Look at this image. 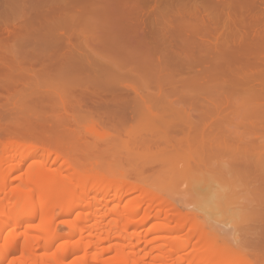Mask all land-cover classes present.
I'll list each match as a JSON object with an SVG mask.
<instances>
[{
    "label": "bare ground",
    "instance_id": "6f19581e",
    "mask_svg": "<svg viewBox=\"0 0 264 264\" xmlns=\"http://www.w3.org/2000/svg\"><path fill=\"white\" fill-rule=\"evenodd\" d=\"M29 1L32 0H28V3ZM153 1L159 5L158 0ZM214 1L222 3V7L208 5L193 15L180 11L174 16V20L176 23L178 19L181 23H196V27L194 28V25L192 29L196 33L209 32L222 15L234 10L241 17L242 31L246 28L248 33L247 36L243 34L246 37H237L231 44L233 46L222 43L220 38L219 41L218 38L214 40L212 37L202 41L184 38L179 44L170 39L172 43L167 40L169 44L166 41L165 44L158 40L160 35L157 32L151 33L146 29L153 22L152 18L156 13L154 8L150 10L152 17L149 21L147 11L142 15L143 12L134 13L127 8L118 12L119 16L111 20V28L108 31L111 30L113 37L107 39L109 46L104 47L113 51L122 50L128 54L119 61H109L105 65L109 74L122 76L123 82L112 84L103 78L98 81L97 78L93 84L95 78L86 77L87 82L91 81L86 83L84 78L76 80L77 77L67 80L66 84H59L60 70L67 62L65 49L67 51L69 43L67 39L54 42L56 39L49 38L54 31V8L37 11L34 5L24 4L26 0L22 3L18 0V4L13 1L16 3L13 7L10 0L11 9L6 12L1 6L0 12L4 13L0 16V70L7 72L6 75L3 73L5 77L2 75L1 78L0 75V82L3 84L2 80L5 81V86H10L12 82L14 84V81L27 86L29 82L28 87L33 88V82L36 84L40 78L49 76L52 81H47V85L54 84L55 87L52 96L49 95L57 105L54 110L57 111L62 100L68 99L70 95L73 100L66 111L79 119L80 113L83 117L87 109L90 111L87 108V98L93 99L91 101L96 103L97 107H93L96 110L98 105L103 109L110 108V105L105 106L106 100H113L108 104L113 103L115 106L116 103L121 109L124 105L129 106L130 110L127 108L126 111H131V115L125 112L124 115L120 114V118L118 116V120L129 121V118L137 113L138 125L134 123L133 133L131 129L128 130L129 138L135 136L132 141L136 151L137 148H144L146 151L156 146L163 154H173L180 153L181 149V154L186 155V160L191 158L192 163L195 161L193 164L197 165V169H227L230 174L227 178L231 181L229 186L246 189L247 196L242 199L249 202L248 210L260 209L264 218V18L259 12L262 7L259 3H264V0ZM128 14L131 16L128 17ZM238 23L235 18H231L230 24ZM132 27L135 29H132L133 32ZM190 30L184 28V31ZM212 30L213 28L210 33ZM116 34L118 36L115 38ZM59 44L62 46L58 47ZM38 45L45 47L41 51L42 48ZM198 45L201 47L196 50ZM68 48L70 50V46ZM81 48L79 50L84 53L85 49ZM77 52L80 55L78 50ZM88 52L92 54L91 51ZM90 62L92 63V60ZM133 62L136 65L131 69L117 68L118 64L128 65ZM75 65H70L69 69L75 68ZM92 65L91 70H94L97 65ZM57 69H60L59 73ZM70 71L73 73L74 69ZM66 72L68 76V70ZM102 72L106 73L103 70ZM26 74L29 75L25 79ZM93 75H96L95 72ZM17 76H21L20 82ZM9 78L8 82L11 83L8 85L6 79ZM40 83L37 81L36 85ZM144 89L146 92L143 93ZM108 90L118 91L111 93L112 96L115 95V100L105 98L104 94ZM31 92L38 91L33 88ZM78 92L80 95L77 97ZM39 93H35V96L39 97ZM66 94L68 96L64 98L63 95ZM239 101L251 102L253 105L244 108ZM90 104L93 106L92 102ZM59 111L57 112L60 113ZM99 112L101 109L97 113ZM119 113L113 112L112 116L111 111L109 116L106 114L108 119L102 121L110 122L109 118H114V115ZM65 114L63 112V116ZM71 114L66 115L71 118ZM140 114L143 115V121L140 120ZM92 115L95 116L96 112ZM67 117L65 116V121L69 119ZM99 117L97 118L100 119ZM242 117L244 121H241ZM97 118L92 121L95 126L101 123ZM144 128L153 132V135L145 136L148 131L145 132ZM142 130L145 132L144 136L140 134V131L143 133ZM110 131L97 130V134L101 139H105L113 135L114 130ZM121 131L122 126L118 127L116 124L113 136ZM19 133L12 134L9 139L10 149L15 154L21 151L20 161L14 168L22 165L23 161L32 155L53 156L55 161L61 159L63 165L61 164L59 169H53L49 160H36L17 178V185L7 188L3 162H0V264H253L252 259L247 257L242 249L233 248L226 242L219 244L216 238L211 237L210 229L196 220H191V224L183 215L184 212L174 209L169 197L166 198L163 192V195L158 193L160 187L155 192L150 186L127 180L123 173H118L121 175L117 177L113 170L103 163L97 166L96 162V165L83 169L82 165H74L76 162L71 163L66 157L41 145H35V137L29 142L32 146H25L28 133L26 136L22 132ZM70 133L66 134L67 137L62 136L59 141L64 137L73 140L77 136V140L80 135L79 139L81 138L80 133L74 134V138ZM57 134L59 137V133ZM129 138L126 141H130ZM122 139L124 141L123 137ZM72 140L69 144L79 143L78 140ZM120 141L122 140L119 139ZM163 142H166L164 147ZM105 144H108V141ZM15 154L8 155L7 158ZM65 168L72 170L69 177L63 176ZM227 181L225 185L229 184ZM62 200L68 202L61 214V222L68 227L67 234L64 235L57 225V212L55 213L56 206ZM186 227L189 231L188 237L179 243L178 234ZM64 237L66 240L59 243ZM3 242L7 244L1 247ZM73 255L76 256L70 262L69 259Z\"/></svg>",
    "mask_w": 264,
    "mask_h": 264
},
{
    "label": "rangeland",
    "instance_id": "374dc122",
    "mask_svg": "<svg viewBox=\"0 0 264 264\" xmlns=\"http://www.w3.org/2000/svg\"><path fill=\"white\" fill-rule=\"evenodd\" d=\"M3 1L0 0V12L2 8L1 6H3L2 9L6 10L7 12L8 10L11 9L10 6H12V4L10 3V0L8 1L3 0ZM13 1L18 4L17 2L18 0H12L13 7H15L16 3H14ZM20 1L21 3L22 1L25 2V0H19V2ZM26 1L27 2H25L24 4L27 3L28 5L30 4L34 5V7H37L36 8L37 11H45L50 9V7H53L54 9L52 10L54 16H52L53 18L52 24L54 31L52 33L53 35L51 34L52 37L50 35L49 38H51V40L56 39L54 42L67 39L69 43L70 50L68 48L69 47L68 45H67L68 46L67 51L65 49L66 57H67L66 61L67 62L70 61L72 57L71 61L72 62L76 61V62L72 63L70 61L68 62V66H67V62L65 61L66 62L65 67L61 70L57 69L58 73L59 70L61 72L60 74L61 78H58L59 81L57 79L59 84L60 82L62 83L65 82L66 84L67 80L70 81L72 79H76L77 77L78 79L76 80H83L84 78V80H86L84 82L86 83L91 82L90 80H88L87 82V78L90 79L95 78L94 82L92 81L93 84L95 83L97 78L98 81L103 78L106 80V82H110L112 84H114V82L118 84L123 82V78L121 81L122 76H115L109 74L107 72L105 65L106 63L108 64L109 61H111V63L112 61H119V59L123 58L125 55L128 54L125 51L122 52V50L115 49V51H113V50H108L104 47L109 46L107 45L108 43L106 42L107 39L109 37L110 38L113 37V34L111 36L110 33L111 30L108 31L109 28H111V24H110L111 20L114 19L116 16H119L118 12H121L127 8H130L131 11L134 13H137L138 11H140V13L143 12L142 15L147 11L146 14L148 17L147 20L148 19L150 20V18L152 17L151 11L154 8L156 13L153 15L152 18L153 22L146 29L148 30V32L151 31V33L152 31L154 33L157 32V34L160 35L158 40L159 41L161 40L160 42L163 41L164 43L165 41L167 43L168 40L170 43L173 42L179 44V41L180 43H182L183 42L182 40L184 38H185L184 40H186V38L187 40L193 38L202 41V39L209 40L211 39L210 37H212L214 40L216 38H218L217 40H219L220 38V40H222V43L225 42V44L231 45L237 39V37L239 36L246 37L248 33V29L246 28L244 29V31H242L243 26L242 23H240L241 17L239 16V14L237 15V12L234 10H232V12H227L224 15H222L214 23V26L212 27L213 30L211 31V33H210V29L212 28L209 29V32L198 31L196 33V31L194 32L192 30L196 27V23L194 24L195 25L194 26L193 23L192 24L181 23V21L178 19L177 21L181 23L178 24V22L176 23V20H174V16L177 15L178 12L180 11H186L189 15H193L196 13V11H199V9L201 8L207 7L208 5L211 6L214 5V7L217 8L222 7L221 6L222 3L219 4L214 0L213 1L212 0H162V2L158 0L159 1L158 6L156 2H154L153 0H37V2L39 1L38 3L34 2V0H32L31 2L29 1L30 3H28V0ZM259 4L262 6V7L260 6L261 8L259 12L262 13L261 17L264 18V3H259ZM156 6H157V10L155 9ZM2 14L4 15V13L2 12L0 16ZM130 16L131 15L128 14V17ZM231 18H235L236 21L239 22L238 25L230 24ZM144 19H146V17H144ZM132 21H133V16H132ZM157 21L159 24H157ZM183 24H185L184 27ZM187 24L189 26H187ZM179 25L182 26L179 27ZM55 27L57 28L56 30ZM186 27L188 29H191L190 32L192 34H190V32L184 31V28ZM132 29L134 28L133 27L131 28V32H133ZM243 34H245L246 36H244ZM117 36L118 35L116 34L115 38ZM170 39L172 40V42L170 41ZM176 39H178V41ZM117 40L119 39L117 38ZM169 42L167 44H169ZM60 45L61 44H59L58 47L62 46ZM42 46L38 45L40 49L42 48L41 51L44 49L45 45ZM198 46H196L195 49L196 48L200 49L201 46L199 47ZM80 47L85 49L83 50L85 51L84 53L79 50ZM77 50L80 52V55H78ZM88 51H91L92 54H89L90 52ZM87 56L89 59L88 62H87ZM83 57L85 58V60ZM92 57L95 60L94 62ZM91 60L93 64L96 63L97 69L94 67V70H91L93 67L92 63L90 62ZM103 63L104 65H102ZM70 65L73 66L75 65L77 69L76 67L75 68L70 67L69 69ZM134 65H136V63L134 62L129 63L128 65L118 64L117 68L120 70H126L128 68L129 69L133 68ZM84 67L87 69V71ZM72 69H74L73 73L70 71ZM84 69L87 74L85 73ZM67 70L68 72L70 71L68 76L66 72ZM99 70H101V72ZM102 70L105 71L106 73L102 72ZM0 71L2 72V74H0L2 78V75L3 76L4 74L6 75L7 72L6 70L4 71L2 69ZM79 71L82 72L79 73ZM94 72L96 75H93ZM19 73L16 74L19 75ZM22 75L24 76L23 73ZM27 75L29 74L25 75V79L27 78ZM109 75L111 76V78ZM4 77L3 79H5ZM19 77L21 78V76ZM19 77L17 76L18 81L20 82ZM45 77L47 78V80L44 81L43 79L46 78H40L41 80L36 79L38 81V84L40 82L41 83L43 82L42 85L41 83L40 85H36L37 81L36 84L33 82L34 90L38 91L33 93L31 92L33 91L32 86L31 88H29L30 86L28 87V85H30L29 82L27 83V86H25L26 84L24 85L21 82L17 84L15 81H14L15 84L14 85L13 82L12 83L11 81L8 82L10 78L6 79L8 85L9 83H11L10 86H5L6 83H4L5 81L3 80H2L3 84H1L0 82V162H3L2 167L5 173L7 188H11L17 185V178L21 176L26 171L27 167H29V165L34 163V161L36 160H49L53 164L52 165L53 169H59L60 165L63 163L61 162L62 161L61 159L60 160L56 159L55 161V157L53 156L44 157L41 155H32L30 157H27L23 161L22 165L14 168L15 164L20 161L21 151H18V153L15 154V152H13L10 149L9 147L10 136L15 133L20 134L19 132H22V134L26 136L28 133V135L26 136L27 143L25 145L27 147L32 146L29 144V142H32V139L35 137V139L33 140L35 145H41L45 149L52 150L53 153L55 152L56 154L66 157L67 159H69V161H71V163L76 162V164L74 165H78V164L80 166L82 165L84 167L83 169H85L86 166L88 168L94 166V164L96 165V162H97V166H99L100 163L101 165L103 163L104 166L105 164H107L109 169H112L113 170L112 172H114L115 176L117 177H120L121 175L118 173H123L125 177H127V180L137 181L140 184L147 185L148 187L150 186L149 188L151 190H153L154 188L153 191L155 192L160 187L161 189L158 190V193L162 194L163 192V194H165V197L166 196L169 197V200L171 201L172 206L174 207L175 210L177 208L179 209V211L181 210L180 212H184L183 215H185V217H187L189 221L196 220L199 223H201L202 226L209 228L211 237L216 238L219 241V244H221L222 242L223 243L226 242V244L228 243V245L233 248L236 247L240 248L244 251L247 257L252 259L253 264H264V221L262 220L264 219L263 215H261L260 209H257L256 211L248 210L249 208V205H247L248 201L246 199L245 200L242 199L245 196H247L246 189L242 190L241 188L238 187L229 186L231 181L228 179L230 174L227 169L223 168L224 171L223 169L220 171L216 169L215 171L214 169L211 168L199 169V167L197 169V165H194L195 161L193 162L194 163L193 164L191 162L192 159L191 158L189 159L188 156H187L188 159L186 160V155H184L183 153L184 155L183 157V155L181 154V149L179 150L180 153L176 152L173 154H163L162 150L156 146H152V148L150 147L146 151L144 148H140L141 150L137 148L139 151L138 150L136 151L135 150L136 147L133 146L134 142L132 141L135 139V136L129 138L128 130L131 129L133 133V129H132L133 125L137 124L136 121H138L139 119L137 113L135 112L137 118L134 114L132 115L131 119L129 118V121L123 122L121 119L118 120L120 118V114L121 115L123 113L125 114V112H128L126 111L127 108L128 110L130 109L129 106L127 107L125 105L121 109V107H118V105L116 106V103H115L116 106L115 109L113 103L108 104L113 102V100L110 102L109 101L107 102L106 100L105 102L106 104L105 106L108 107L110 105L112 108L106 107L107 109H103V107L101 108V106L98 105L99 108H97V110L100 111L101 109V112H99L98 114L97 113L98 111L95 108H93L96 103L91 101L93 99L87 98L86 99L87 104L89 101L88 104L89 106H87V108H89L90 111L94 109V111L93 110L92 111L93 113L96 112V115L95 116L92 115L93 113H91L87 109V111L85 112L87 116L86 114H84L82 117V113H80L81 116L78 114V116H80V119L82 117V119L80 120L79 117L75 118L72 115L73 113L71 114L69 113V111L68 112L66 111L68 105H70V102L73 100V98L70 97L69 95L68 99L66 98L64 99V101L62 100V102L59 104L58 110H60L59 111L60 113H58L57 112L58 110L57 111L54 110V107L57 105L54 104L52 97H50L52 96V91L54 90L53 88H55L54 84H52V86H50L49 84L47 85V81L50 82L52 80L49 79V76H45ZM56 83L55 85H57ZM42 86L44 87L42 88ZM145 90L146 89L141 91L144 93L146 92ZM117 92L114 90L113 91L108 90L105 92L104 96L106 99L110 100L111 98L113 99L115 97V95L112 96V94H115ZM35 93L37 95L39 93L40 96L39 97L35 96ZM109 93L112 94L110 95ZM68 94H66V96L63 95V97L64 98L67 97ZM76 95L78 97V95H80V92H78ZM35 102L37 105L35 104ZM91 102L93 103V106L92 104H90ZM238 103L244 105L245 106L244 108H248L253 105L251 102L243 103L239 101ZM102 109L104 111H102ZM55 111L57 112V115L55 114L56 113ZM111 111H112V116H113V112L116 113L121 112V113H119L118 115L116 114L117 117L116 115H114V118L110 117L109 118L110 122L107 121L103 122L104 120L102 121V119L106 118L107 120L109 116L108 114H110ZM63 112L64 114L65 113L67 115L69 114V116L71 114V118L69 116L67 117V115L65 114V116L69 118L68 119L69 121L68 120L65 121V116H63ZM130 112L131 111H129L128 113L130 114ZM89 113L91 114V116ZM106 114L108 116H106ZM98 115L99 116L103 115V116L99 117ZM141 115L142 114H140V120L143 117V115L142 116ZM92 117L94 118V120L95 118L99 117L100 119L98 118L97 119L101 120L100 125L96 124L95 126L92 122L93 121ZM121 121L122 124L124 123L123 125H126L127 127V128L125 127L126 131L124 126L121 124ZM141 121H143V119ZM241 121H244V118ZM116 124L118 127L122 126L124 132L123 131H121L120 133L117 132L116 135L113 136L115 133ZM141 124L142 122H140V125ZM91 126H93L94 128L92 129ZM109 129L111 131L112 129L114 130L112 131L113 135L112 134L110 135L111 137L107 136L105 139H101V136L99 137V134H97V130L98 132H100ZM144 130H142L143 133H141L140 131V134L143 136L147 128L145 132ZM74 131H76V133L78 134L79 133L81 134L80 139H79L80 135L78 136L77 139L78 141L76 140L77 136H75V139L73 140L70 139L69 137L68 139L65 138L67 137L66 136L67 133L72 134L73 138H74V134L78 135ZM147 131L148 133L146 132L147 135L145 134V136L148 137L153 135V132H151L150 130ZM65 132L67 133L64 135ZM36 133L38 135H36ZM57 133H59L60 138L58 137ZM121 133L123 135L118 136V134ZM132 133H130V135ZM62 136L65 137L61 141H59ZM121 136L124 138V141ZM117 137L119 138L116 139ZM128 138L130 139V141H126V139L128 140ZM119 139L122 140L123 142L122 141L119 142ZM57 140L59 141V143ZM71 140L72 142L77 141L79 143L69 144ZM107 141L108 144H105L107 143ZM68 144L69 146L71 145V147H69ZM165 145L166 142H163L162 147H164ZM13 154H15L13 157L7 158L8 155L10 156ZM108 167L105 168L108 169ZM9 169L12 170L9 171ZM67 169L66 171L65 170L63 171V176L67 175V177H69L71 175L72 170L71 168L70 169L67 168ZM128 175H129V179H128ZM226 181L229 182V184L225 185ZM155 187L157 188L155 189ZM112 193L113 192H111V194ZM110 197L112 196L110 195ZM125 202L126 200L123 201L124 204ZM67 204H68L67 201L62 200L55 208V213L57 212L56 213L57 225L59 226L60 232L63 235L67 234L68 227L61 222L62 220L61 214L63 209H65V207L67 206ZM75 214L76 212H74V215ZM190 223L192 224V221ZM188 225L190 224L188 223ZM187 227L186 229L181 231V233L178 234L179 243L183 241V239L188 237L189 231ZM64 238L65 239L60 240L59 243H61L63 240H66V237ZM4 244L7 243L3 242L1 247H4ZM75 256L76 255L71 256V259H69V261L71 262Z\"/></svg>",
    "mask_w": 264,
    "mask_h": 264
}]
</instances>
